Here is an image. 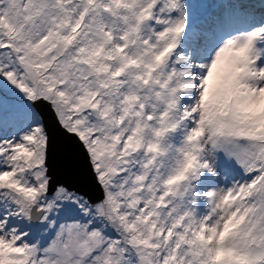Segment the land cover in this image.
<instances>
[{
  "label": "snow or ice",
  "instance_id": "6c2138e0",
  "mask_svg": "<svg viewBox=\"0 0 264 264\" xmlns=\"http://www.w3.org/2000/svg\"><path fill=\"white\" fill-rule=\"evenodd\" d=\"M0 264H264V0H0Z\"/></svg>",
  "mask_w": 264,
  "mask_h": 264
},
{
  "label": "water",
  "instance_id": "95a60500",
  "mask_svg": "<svg viewBox=\"0 0 264 264\" xmlns=\"http://www.w3.org/2000/svg\"><path fill=\"white\" fill-rule=\"evenodd\" d=\"M54 174L66 183L72 184L82 190L89 189L86 171L79 159L68 153L63 147L58 146L52 160Z\"/></svg>",
  "mask_w": 264,
  "mask_h": 264
}]
</instances>
